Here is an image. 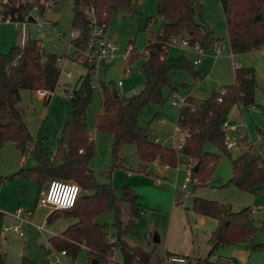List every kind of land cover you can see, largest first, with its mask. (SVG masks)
Listing matches in <instances>:
<instances>
[{"label":"trees","instance_id":"obj_1","mask_svg":"<svg viewBox=\"0 0 264 264\" xmlns=\"http://www.w3.org/2000/svg\"><path fill=\"white\" fill-rule=\"evenodd\" d=\"M40 0L20 2L10 0L5 6L11 13L15 10L22 16L33 4L42 5ZM225 19L230 49L234 53L256 50L264 46V0H218ZM72 27L77 30L71 45L84 49L90 37L93 25L107 27L111 19L120 11L135 12L137 0H72ZM157 13L161 21L159 29L147 39L145 56L141 63L143 74L141 89L128 96L113 95L114 85H102L101 109L95 120L96 130L112 136V160L107 167V181H100L90 165L94 154V139L89 133L86 122V109L92 100L93 85L90 80L94 72L96 58L81 61L87 71L80 85L70 93L71 109L64 122L56 148L52 153L45 141L34 139L25 119L21 105L20 90L27 88H55L60 75L55 54L42 60V49L38 39H27L25 44H13L6 52H0V148L5 142H14L21 152L29 151L35 164L21 166L10 175L26 173L39 185L52 178L75 182L80 193L73 206L56 208L45 217L47 223L59 216L70 215L76 220L59 234L48 238L52 247L65 249L68 256L77 258L86 247L90 260L95 264H150L139 251L124 238V232L142 214L139 196L132 186L122 187L120 199L128 204L129 217L124 218L122 206L110 181L111 170L122 167L126 158L120 153L123 144L135 145L140 162L129 170L153 174L151 163L158 161L170 167H176L179 156L185 155L197 162L195 171H190L189 180L192 189L206 185L212 175L221 154L231 162V175L221 187L235 186L242 190L260 193L264 186V155L256 143L246 137L243 149L233 155L226 140L225 122L231 108L236 104H254V92L257 80L250 66L240 65L234 70V82L220 85L216 91L198 98L186 96L178 107L176 126L182 132L180 147L160 143L150 138L148 128L140 124V113L151 103L165 100L164 86L177 90L186 86L184 82L173 80L170 73L185 70L194 78L202 77V70L195 67L193 61L184 54L168 55V42L172 36H183L190 43H198L202 48L210 49L214 42L221 41L214 29L203 19L200 0H157ZM258 15V18H256ZM151 18H147V23ZM126 63L131 64L140 56L132 43ZM117 91V90H116ZM118 93V91H117ZM50 95L45 98L47 102ZM264 114V105L261 106ZM257 130L262 131L260 128ZM264 134V129H263ZM209 142L217 151L205 149ZM126 166V165H125ZM0 174V183L9 178ZM183 191L175 190V203L182 204ZM193 212L216 219L215 227L210 231L207 243L210 244V256L217 247L249 242L252 249L262 248V243L253 242V235L263 228L257 226L251 216L248 205L234 209L229 203L193 195L190 205ZM113 211L114 230H106V222H98L95 217L105 211ZM4 212L0 210V236ZM115 241L114 244H111ZM116 249L122 254V260L113 258ZM166 255L178 259H187L188 264H223L220 257L211 260L209 256L196 257L166 250ZM232 264L230 257H227ZM162 264V258H158ZM234 262V261H233ZM235 263V262H234ZM0 264L6 263V256L0 249ZM17 264H35L27 256L21 255Z\"/></svg>","mask_w":264,"mask_h":264},{"label":"rangeland","instance_id":"obj_2","mask_svg":"<svg viewBox=\"0 0 264 264\" xmlns=\"http://www.w3.org/2000/svg\"><path fill=\"white\" fill-rule=\"evenodd\" d=\"M200 3L203 8V19L214 29L216 35L221 37L224 44L218 54L223 58L218 60L216 70L209 76H206L203 70L200 78L192 77L185 70L171 72L170 76L173 80L184 82L186 86L174 91L164 86L165 100L161 103H151L145 108L139 115V122L147 126L148 135L153 138L155 134H162L159 130L161 126L159 123L160 119L164 118L167 128L165 132H175L177 137L172 141L160 136V142L163 143L162 140H165L166 144L174 146L179 142L180 136H183L182 132L175 128L177 110L182 103L177 101L176 105H173L171 100L174 96L185 97L190 91L193 97L201 98L204 94L218 90L223 83L233 82L232 61L240 60L244 66L247 64L255 66L258 86L254 92V104L242 105L241 111L235 105L231 108L228 125L225 127L227 139L235 144L237 140L246 137L255 142L259 151L264 155V114L261 110V106L264 105V47L256 51L242 52V56L234 52H232L234 55H231L225 19L218 0H200ZM72 10V0H55L51 11L47 13V17L54 21L58 33H62L60 36L53 32V24H45L43 27L29 24L27 28V39L39 40L42 60L50 54H55L61 70L58 82L47 102L35 90L27 88L20 90L21 105L30 132L35 140L45 141L52 153L71 109L70 93L74 88L79 87L87 71L86 66L81 63L83 60L74 57L68 41L70 31L74 30L71 24ZM148 17L151 18L149 23H147ZM160 23L157 0H137L135 12L122 10L108 24L107 38L116 45V49L113 57L96 59L94 72L90 76L93 85L92 100L86 109V122L95 144L90 165L96 177L102 182L108 180L106 169L111 164L113 141L111 135L97 131L94 125L101 108L102 85L109 83L114 85L121 96L131 95L141 89L143 80L141 63L145 56L144 47L150 35L159 29ZM21 38L19 25L13 21H0V52H6L13 44H20ZM130 43L141 54L131 64H127L123 55L126 54ZM178 54H184L193 61V53L185 47L171 45L168 48V55ZM194 65L200 68V63H194ZM69 71L70 75L67 74ZM119 79L121 84H118ZM154 112L156 116L153 115ZM8 145H12L11 149ZM12 149L14 150L11 151ZM205 149L217 151V148L209 142L205 144ZM230 150L233 152L232 149ZM120 153L125 156L126 163L122 167H115L111 170L110 181L114 185L115 194L122 206L123 216L124 218L129 217L128 204L119 198L122 187L125 185L133 187L139 196L143 210L142 214L124 232L123 238L147 258L150 264H158V258H162V264H188L187 259L167 256L165 253L167 249L184 255L209 256L211 246L207 243V238L216 219L190 210L192 196H201L199 193L207 196L210 194L208 199L229 203L234 209L248 205L252 208L251 216L254 223L257 226L263 223V228L258 229L252 238L253 242L262 243V248L252 249L249 242H242L217 247L209 258L215 260L223 256L235 258V263L231 259L232 264H264V188L263 191L261 190L262 193H252L235 186L221 187L218 185L216 183L218 179L223 178L226 181L231 175V162L225 154H221L217 161L208 184L192 189L191 181H185L187 173L185 165L172 167L165 173V176H161L156 174L160 166L153 168L151 163L155 171L153 174H146L128 168L129 166L134 168L140 162L134 144H123ZM20 156L24 159L21 166L28 167L35 164L34 159L29 156V151L21 152L15 147L14 142H5L0 148V174L10 175L18 170L21 166L14 170L9 168L18 164ZM47 183L48 181L42 185V189L46 188ZM183 184L186 186L183 187ZM176 189L178 192L185 189V195L180 192L183 204L175 203ZM38 195V183L26 173L10 175L0 183V210L4 212L2 225L20 224V232L12 229L1 232L0 249L6 256L7 264H17L21 255L27 256L35 264H44L46 253L52 248L48 238L53 234L61 233L76 220L74 216L65 215L47 223L45 217L51 210L49 207L37 204ZM17 208L24 209L23 221L14 216ZM95 220L106 222L108 232L111 233L114 230L113 211H105L96 216ZM41 223L45 227L44 230L36 226ZM41 237L43 241L40 240ZM154 237H158V241L154 240ZM61 258L63 264H93L85 248H82L74 261L68 255H62ZM113 258L117 261L122 260L119 249L115 250Z\"/></svg>","mask_w":264,"mask_h":264},{"label":"built area","instance_id":"obj_3","mask_svg":"<svg viewBox=\"0 0 264 264\" xmlns=\"http://www.w3.org/2000/svg\"><path fill=\"white\" fill-rule=\"evenodd\" d=\"M18 4L20 2H33V0H17ZM55 0H40L39 2L42 4L37 5L33 4L22 16H20L17 11H7L5 6L7 5L10 0H0V21H13L17 25L20 26L21 29V45L25 44L27 41V28L29 24H35L39 27H43L45 24H53L52 30L53 32L57 33L59 36L62 33H58L57 27H55L54 21L50 20L47 17V13L51 11L52 4ZM77 30L74 29L70 31L68 36V41L70 45V49L74 52V57L76 56L80 60H90L92 57L100 58V57H113L114 51L116 49V45L107 38V33L103 29V25L94 24L89 37V42L84 49L77 50L76 48L71 45L70 40L75 38L77 35ZM168 45H179L185 47L191 51L197 53L196 57L193 58V63H198L202 57L206 54V52L210 51L216 57L221 49L224 47L222 41H216L213 43L210 49L202 48L198 43H190L186 37L183 36H172L168 42ZM130 51V46L126 50V54L123 55L124 60H126ZM232 55V51L230 53ZM235 67H239L240 64L238 62H234ZM68 75L71 74L69 71ZM118 84H121V80H118ZM37 94L47 97L51 94L50 91L42 88H38L35 90ZM184 97H179L175 95L174 98L171 100L173 105H176L177 101L180 103L184 102ZM225 126L228 125L227 121L224 123ZM155 141L158 142L157 138H153ZM182 137L179 138V142L174 144L175 148L180 147V142ZM80 193V187L77 183L62 180L58 178H52L48 181L46 188L41 189L38 195L37 204L40 206L49 207L50 210L56 208H68L74 205L78 195ZM24 209L17 208L14 216L18 218L20 221L24 220L22 213ZM20 224L2 225V231H7L9 229L15 230L20 232L19 229ZM38 229L44 230L45 227L43 223L36 225ZM86 249V247H84ZM67 256V252L65 249H54L53 247L47 251L45 262L44 264H63L61 261V257ZM220 261L223 264H231V261L227 257H220Z\"/></svg>","mask_w":264,"mask_h":264},{"label":"crops","instance_id":"obj_4","mask_svg":"<svg viewBox=\"0 0 264 264\" xmlns=\"http://www.w3.org/2000/svg\"><path fill=\"white\" fill-rule=\"evenodd\" d=\"M53 21V20H52ZM264 47V46H263ZM263 47H260L259 49H261V48H263ZM187 49V48H186ZM187 50H189V49H187ZM190 52H192L193 53V55H194V57H196V55H197V53L196 52H194V51H191V50H189ZM256 51V50H255ZM232 55H234V53H232ZM237 55V54H236ZM239 56H242V53H239L238 54ZM251 55H253L252 53H251ZM230 56V55H229ZM231 58H232V56H230ZM223 57H219V55H217L216 57L213 55V53L212 52H210V51H208V52H206V54L202 57V59L198 62V63H200V68L199 69H201V70H203L204 72H206V76L208 75H210V74H212L215 70H216V66L219 64L218 63V60L219 59H222ZM234 62H238L240 65H243L242 64V62L240 61V60H235V61H232V67H233V79H234V70H235V66H234ZM247 66H250V67H252V69H253V73H254V75H255V66L253 65V64H247ZM209 73V74H208ZM120 80V79H119ZM233 82H234V80H233ZM122 83V82H121ZM232 83V82H231ZM222 84V83H221ZM223 84H228V83H223ZM22 92V91H21ZM188 95H190V96H193L192 94H191V92L189 91L186 95H185V97L186 96H188ZM207 95V94H206ZM204 96H205V94H204ZM184 97V98H185ZM46 97H44V99H45ZM50 99V98H49ZM48 99V100H49ZM243 104H237V105H235V107H237L238 109H239V111H241L240 110V108H241V106H242ZM233 108V107H232ZM101 109V108H100ZM149 110H151V109H149ZM233 111V110H232ZM99 112V111H98ZM153 115H155L156 116V112H154L153 113ZM231 116V115H230ZM229 116H228V120H227V123H228V121H229ZM26 119V118H25ZM27 121V120H26ZM161 121V122H160ZM160 131L162 132V134H155V136L153 137V138H157L158 139V142H160V136H163L164 137V139L165 140H167V139H170V140H172V141H174L175 140V137H177V135L175 134V132H170V131H167V132H165V130H167V128L165 127L166 126V124H165V119L164 118H161L160 119ZM95 125V124H94ZM175 128H176V130H178V128H177V126H176V118H175ZM182 136H180V138H181ZM165 140H162L163 141V143H166L165 142ZM226 140H227V142H228V146H229V148L230 149H232L233 150V152H232V154L235 156V155H237L238 153H240V151L243 149V141H239V140H237L236 141V143L234 144V142H230L228 139H227V135H226ZM161 143V142H160ZM173 144V143H172ZM15 145V144H14ZM9 147V149H11V147L10 146H12V145H8ZM233 146H235V148H233ZM16 147V146H15ZM4 148V147H3ZM2 148V149H3ZM14 149H12L11 151H13ZM259 150V149H258ZM261 152V151H260ZM179 162H178V164H177V166L179 165H185V167H186V169H187V173H186V175H185V181H189V174H190V169H191V167L195 164V161H193L192 159H190V158H188L187 156H185V155H180L179 156ZM22 161H24V159H23V157L22 156H20L19 157V162H18V164L17 165H13V166H11V168H9V169H16V167H19V166H21L22 165ZM152 165H153V168H155V167H159L160 166V169H159V172L158 171H156V174L158 173L159 175H163V176H165V173H167V171L169 170V169H172V167H170V166H168V165H164V164H161V163H159V162H157V161H154V162H152ZM176 166V167H177ZM1 171V170H0ZM155 171V170H154ZM222 179V180H221ZM221 179H218V182L216 181V183L218 184V185H220V184H222V183H224L225 182V180L223 179V178H221ZM184 186L183 187H185L186 186V184H183ZM200 186H202V185H200ZM219 188V187H218ZM263 188H264V186H263ZM263 188H262V191H263ZM182 191H183V193H184V195H185V189H181ZM262 191H261V193H262ZM199 195H201V197H207L208 198V196L210 195V194H208V196L207 195H203L202 193H199ZM209 198H211V197H209ZM174 199H175V197H174ZM181 203L183 204V200H181ZM143 211V210H142ZM15 212H16V210H15ZM14 212V213H15ZM216 221V220H215ZM216 223L217 222H213V228L215 227V225H216ZM212 228V229H213ZM43 239V238H42ZM43 241V240H42ZM168 250V249H167ZM172 251V250H171ZM231 258V257H230ZM62 259V258H61ZM234 262H236V260H235V258L233 259V258H231Z\"/></svg>","mask_w":264,"mask_h":264},{"label":"water","instance_id":"obj_5","mask_svg":"<svg viewBox=\"0 0 264 264\" xmlns=\"http://www.w3.org/2000/svg\"><path fill=\"white\" fill-rule=\"evenodd\" d=\"M256 18H258V15H256ZM112 93H113V95H117V94H118L115 88L112 89ZM197 165H198V163L196 162V163L191 167L190 171H191V170H192V171H195L196 168H197ZM153 239L158 241V237H154ZM40 240H41V241L43 240L42 237H41ZM114 243H115V241H112V242H111V244H114ZM91 261H92L93 264L96 263V260H95V259H92Z\"/></svg>","mask_w":264,"mask_h":264}]
</instances>
